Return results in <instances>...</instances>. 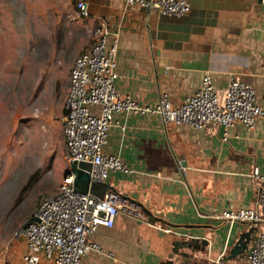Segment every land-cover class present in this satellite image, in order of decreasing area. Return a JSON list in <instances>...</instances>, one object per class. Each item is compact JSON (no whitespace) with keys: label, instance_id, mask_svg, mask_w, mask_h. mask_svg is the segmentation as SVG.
<instances>
[{"label":"crops","instance_id":"1","mask_svg":"<svg viewBox=\"0 0 264 264\" xmlns=\"http://www.w3.org/2000/svg\"><path fill=\"white\" fill-rule=\"evenodd\" d=\"M83 1L88 24L103 18L119 29L115 85L121 94L154 104L166 91L178 105L209 73L218 90L230 76L251 84L264 105L263 0H189L190 11L182 16L124 8L122 0ZM115 120L103 150L134 174L112 173L96 193L122 194L145 220L121 211L112 228H100L89 238L113 259L90 252L83 264H213L226 256L244 231L208 217L252 204L249 175L253 166L264 173V124L257 122L250 133L236 125L223 142L222 129L214 126L199 132L164 128L158 116L123 112ZM157 220L172 232L155 228ZM179 239L199 242L192 252L175 253L172 244ZM183 252L192 259L180 256ZM243 255L227 261L242 264Z\"/></svg>","mask_w":264,"mask_h":264},{"label":"built area","instance_id":"2","mask_svg":"<svg viewBox=\"0 0 264 264\" xmlns=\"http://www.w3.org/2000/svg\"><path fill=\"white\" fill-rule=\"evenodd\" d=\"M264 1V0H263ZM124 8L135 7L155 11L162 16H182L190 11L189 0H122ZM80 17L88 15L83 0L75 2ZM119 29H111L99 18L92 30V39L74 59L69 71V87L64 101L63 136L67 170L58 185L57 193L45 196L39 203L32 221L16 237L22 238L24 251L18 264H83L90 252L113 259L90 236L100 228L114 226L121 211L145 220L126 198L113 190L96 193V188L110 174H134L118 156L104 152L109 129L117 125L116 113L133 116H158L162 126H187L195 132L209 126L222 129L221 139H229L236 125L250 133L257 122L264 124V105L254 87L236 76H230L226 87L218 90L212 76H202L200 87L174 105L168 92L162 91L154 104H140L116 88L117 49ZM73 165H75L73 167ZM75 170L89 176L86 193L77 190ZM255 197L247 208L224 210L208 218L240 225L243 231L253 229L243 255L242 264H264V173L251 168ZM157 220L155 228L165 233ZM218 258L215 264H232Z\"/></svg>","mask_w":264,"mask_h":264},{"label":"rangeland","instance_id":"3","mask_svg":"<svg viewBox=\"0 0 264 264\" xmlns=\"http://www.w3.org/2000/svg\"><path fill=\"white\" fill-rule=\"evenodd\" d=\"M93 28L75 0H0V264H18L16 235L67 170L69 71Z\"/></svg>","mask_w":264,"mask_h":264},{"label":"water","instance_id":"4","mask_svg":"<svg viewBox=\"0 0 264 264\" xmlns=\"http://www.w3.org/2000/svg\"><path fill=\"white\" fill-rule=\"evenodd\" d=\"M75 165H73L74 167ZM76 173V183H79L80 186L77 188V190L81 193H86L87 191V184L89 181V176L86 172L83 171H79V170H75ZM32 221H37V219L35 217H32L27 223H25L22 227V229H26L29 224ZM253 229L250 228L247 231H244L243 233L240 234L238 240L234 243V245L231 247V249L228 251V254L226 256H224L221 260L225 261V260H232L235 259L237 257L242 256L245 251L247 250L249 241H250V235L252 233ZM199 240L197 239H190V240H185V239H179L176 240L173 244H172V251L177 253L178 249L181 250H190L192 252L193 250V244H198ZM201 244L205 247L207 245V241L206 240H202ZM183 258L185 259H189L192 257L188 254V253H181V255ZM190 264H200V262H193ZM215 264V263H213Z\"/></svg>","mask_w":264,"mask_h":264},{"label":"trees","instance_id":"5","mask_svg":"<svg viewBox=\"0 0 264 264\" xmlns=\"http://www.w3.org/2000/svg\"><path fill=\"white\" fill-rule=\"evenodd\" d=\"M63 112H64V108H63Z\"/></svg>","mask_w":264,"mask_h":264}]
</instances>
